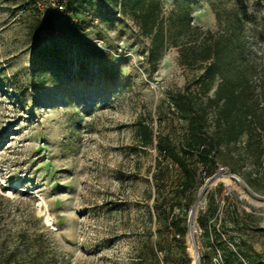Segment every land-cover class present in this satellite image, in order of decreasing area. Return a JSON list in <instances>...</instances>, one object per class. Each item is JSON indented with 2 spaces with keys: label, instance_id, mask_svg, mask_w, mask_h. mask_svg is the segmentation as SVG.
I'll return each instance as SVG.
<instances>
[{
  "label": "rangeland",
  "instance_id": "374dc122",
  "mask_svg": "<svg viewBox=\"0 0 264 264\" xmlns=\"http://www.w3.org/2000/svg\"><path fill=\"white\" fill-rule=\"evenodd\" d=\"M50 1L0 0V264H194L195 205L199 264H264V182L255 191L246 181L264 160L224 149L209 177L191 160L195 177L184 192L183 175L167 162L158 193L157 151L138 143L139 121L153 139L182 141L186 123L167 93L199 71L181 66L168 42L155 48L107 1L79 0L75 25L58 20L49 35L42 23ZM161 1L164 28L187 3L192 26L217 33L218 12L235 29L252 101L264 109V0ZM41 40L58 55L46 73L33 64ZM208 211L210 238L196 221Z\"/></svg>",
  "mask_w": 264,
  "mask_h": 264
},
{
  "label": "trees",
  "instance_id": "16d2710c",
  "mask_svg": "<svg viewBox=\"0 0 264 264\" xmlns=\"http://www.w3.org/2000/svg\"><path fill=\"white\" fill-rule=\"evenodd\" d=\"M55 1L64 6V11L60 13L51 6L45 8L42 26L49 35L53 34L56 21L68 20L78 12L79 7V0ZM102 1L110 2L115 7L122 6L142 34L151 37L155 48L161 49L168 42L177 47L181 66L199 71V74L185 81L181 90L167 93L169 107L186 123L184 138L178 145L168 135H159L153 139L152 130L142 121L137 123L139 145L154 146L157 151L152 174L156 191L159 193L160 174L167 168V162L176 165L184 177L181 192L190 187V181H194L196 168H190L191 160L206 168V177L215 172L216 156L224 149L228 155H232L235 150L240 157L246 152L252 163L260 165L264 160V109L260 110L252 101L250 73L242 67L244 62L235 29L230 28L227 23L224 25L218 12L217 33L192 26L187 3L182 4L178 17L170 20L164 28L160 20L163 8L161 0ZM238 7L244 15V5L239 3ZM236 19L241 20L238 17ZM33 56V64H37L35 71L43 73L50 70L58 58L56 46L49 45L47 40H41L35 47ZM103 73L112 83H117L115 73L106 69ZM242 140L245 141L241 149H238L237 145ZM261 168L264 169V166ZM262 173L264 171L255 173L251 179L246 180L255 191H260L264 182ZM155 209L159 217L156 204ZM210 215H213V211L201 214L196 219L207 238L216 232L214 227L207 224ZM170 223H173L172 220ZM179 232L181 235L185 233L184 229ZM225 252L228 257L236 256L231 249L227 248ZM256 255L260 257L259 254ZM249 263L259 264L257 261ZM135 264L142 263L137 260Z\"/></svg>",
  "mask_w": 264,
  "mask_h": 264
},
{
  "label": "bare ground",
  "instance_id": "6f19581e",
  "mask_svg": "<svg viewBox=\"0 0 264 264\" xmlns=\"http://www.w3.org/2000/svg\"><path fill=\"white\" fill-rule=\"evenodd\" d=\"M13 187L15 188H21L18 183H13ZM196 209V205L193 207V209L191 210L190 212V217H189V236H190V251H191V254L193 256V263L194 264H199V260H200V254H199V250H198V247L196 245V242H195V239H194V230H193V225H194V222H193V216H194V211ZM46 221L47 222H50V218L49 217H46Z\"/></svg>",
  "mask_w": 264,
  "mask_h": 264
},
{
  "label": "built area",
  "instance_id": "2783aa9c",
  "mask_svg": "<svg viewBox=\"0 0 264 264\" xmlns=\"http://www.w3.org/2000/svg\"><path fill=\"white\" fill-rule=\"evenodd\" d=\"M49 6H51V7H54V8H57L58 10H59V12L60 13H62L63 11H64V6L62 5V4H60V3H58L57 1H55V0H51L50 1V3H49ZM49 6H47V7H49ZM46 7V8H47ZM68 20H69V25H72V26H74L75 24H74V20H73V18H68ZM54 32H56L57 33V30H54ZM53 32V33H54ZM234 177V176H233Z\"/></svg>",
  "mask_w": 264,
  "mask_h": 264
}]
</instances>
